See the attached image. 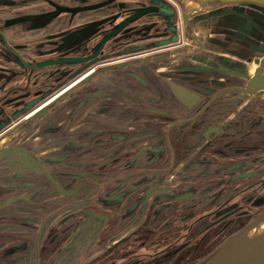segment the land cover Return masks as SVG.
Masks as SVG:
<instances>
[{
  "label": "flooded vegetation",
  "instance_id": "flooded-vegetation-1",
  "mask_svg": "<svg viewBox=\"0 0 264 264\" xmlns=\"http://www.w3.org/2000/svg\"><path fill=\"white\" fill-rule=\"evenodd\" d=\"M57 2L0 26V133L57 101L13 143L44 173L0 189V264H203L264 209V79L249 84L264 34L198 49L197 22L186 32L181 18L180 33L167 0H129L84 23ZM60 21L46 43L28 35ZM188 47L189 58L151 59ZM217 56L235 66L214 67ZM126 61L136 73L117 71L119 89L88 82ZM168 81L198 100L169 101Z\"/></svg>",
  "mask_w": 264,
  "mask_h": 264
},
{
  "label": "water",
  "instance_id": "water-1",
  "mask_svg": "<svg viewBox=\"0 0 264 264\" xmlns=\"http://www.w3.org/2000/svg\"><path fill=\"white\" fill-rule=\"evenodd\" d=\"M170 1L180 4L181 18L186 32H188L187 28L190 26V20H193L197 23H208L210 29L214 26V30L216 29L215 35L221 33H223L221 35L225 33L228 34L225 36L226 42H229L227 43L228 45H231L230 42L234 43V45H245L247 42L256 44L257 41L263 40L261 35L264 34V0H193L198 2L200 6L191 11L185 10L182 0ZM169 5L176 13V9L170 2ZM149 10L150 7L140 9L129 17L125 23L128 24L133 18L141 17ZM219 27L224 28V30H221ZM120 29L113 30L107 37L116 34ZM210 29L209 32L212 31ZM189 35L194 39L190 41L189 45L198 46V49H204L205 45H218L214 40H207L202 35ZM176 39L177 36L170 38L167 42L172 43L175 42ZM195 50L196 49L188 47L186 51H170V56L166 54L163 56L154 55L151 59L157 62L162 60L189 58L191 53ZM217 57V59H214V67L217 66L220 69L226 70L229 67L235 66L233 63H227L226 57ZM130 65H132L131 61L112 65L107 70L95 73L88 82L92 83L94 81L104 80L102 88L107 92L112 88L119 89L122 84L118 82L117 87L115 86L109 89V86L111 87V85L113 86L115 84L117 71L125 73L126 75L128 73L133 74L135 71H133V67L131 68ZM262 79H264V67L256 69L249 84H251L252 87L254 86V89L260 88L264 86H260V81ZM168 83L170 85L168 87L162 88L158 86L163 89L169 101L191 106L198 100V95L192 93L189 89L173 81H168ZM122 89L126 91L125 87ZM128 91V94L131 95V91L129 89ZM132 98L134 99L133 96ZM136 100L140 101V97H137ZM56 103L57 101L52 102L49 106L44 108V110L30 117L27 126L18 128L15 135L21 134L28 129V127L30 128V126L37 124L38 120ZM5 142L6 141L0 144V174L3 173L5 168L8 173L6 176L0 175V189H3L4 186L9 183H19L22 180L31 182L32 185L35 184V175L37 173H44V169L40 166L37 156L21 146H13V142L4 145ZM25 173H27V175H25ZM262 223H264V209L261 210L249 224L240 228L228 238L214 255L203 264H264V226H262Z\"/></svg>",
  "mask_w": 264,
  "mask_h": 264
},
{
  "label": "rangeland",
  "instance_id": "rangeland-1",
  "mask_svg": "<svg viewBox=\"0 0 264 264\" xmlns=\"http://www.w3.org/2000/svg\"><path fill=\"white\" fill-rule=\"evenodd\" d=\"M45 1L49 2L50 0H44V1L43 0H0V26H2L4 22V17L1 18V14L5 11H7L5 17L7 16L8 13H10L11 18L15 20H18L19 15H22L23 13L28 12L27 10H30V9L32 12L27 13V15L24 16V18H26L27 20H30V19L33 20L35 18L40 17V15L43 14L41 10L48 8V4ZM167 1L170 2L176 9L177 29L178 31H180L179 30L181 27L180 4L176 2H174L175 3L174 4L170 0H167ZM127 2H129V0H117V1L115 0H73V1L63 0L57 3L62 4L63 6H68L71 10L73 9L74 10L73 13L79 9H82L83 13L81 17L76 18L75 20L83 19L81 23H84L87 21H91L94 18H100L102 15L111 14L112 12L117 11V5L125 6ZM182 2L186 10H189V8H195V6L188 0H182ZM61 14L63 15L64 13H61ZM71 15H74V14H71ZM60 24L62 25V27L59 26ZM65 25H66L65 22L60 21L58 22V27H48L47 29L43 27V28H40V30L37 29L35 33H31L28 35L34 38L40 37L42 38V41H45L46 43L48 40V36H47L48 34L54 36L55 34L59 33L60 31L59 28L62 30L64 29ZM192 26H193L194 31L198 33V35L204 36L205 39L207 40L210 39L211 33L209 32L210 27L208 23H197V24H193ZM215 30H214V42L217 43L218 45H228L226 43L225 36L221 34L215 35V32H216ZM69 31H72V30L69 29ZM74 42H76L75 38L73 39V43ZM112 65H115V64H112ZM21 123H18L17 126H14L10 128L9 130H6L5 132L4 131L1 132L0 133V144H2L4 141H6L4 145L10 142L22 144L24 143V140L22 139L23 136H26V139L31 136L33 137V135H31V132L34 130V126H30V128L28 127V129L22 132L23 134L21 133V134L15 135L17 133V129L20 128L19 126L21 125Z\"/></svg>",
  "mask_w": 264,
  "mask_h": 264
},
{
  "label": "bare ground",
  "instance_id": "bare-ground-1",
  "mask_svg": "<svg viewBox=\"0 0 264 264\" xmlns=\"http://www.w3.org/2000/svg\"><path fill=\"white\" fill-rule=\"evenodd\" d=\"M188 1L191 2L195 6V8H189V10H187V11H191L192 9H196L200 6V4L196 1H193V0H188ZM184 8H185V6H184ZM185 10H186V8H185Z\"/></svg>",
  "mask_w": 264,
  "mask_h": 264
},
{
  "label": "crops",
  "instance_id": "crops-1",
  "mask_svg": "<svg viewBox=\"0 0 264 264\" xmlns=\"http://www.w3.org/2000/svg\"><path fill=\"white\" fill-rule=\"evenodd\" d=\"M57 1H58V0H57ZM59 1H63V0H59ZM66 1H73V0H66ZM86 5H88V4H86ZM27 11H28L29 13L32 12L31 9H30V10H27ZM6 12H7V11H5V12H3V13L1 14V18H3V17L5 18ZM6 17H7V16H6ZM258 42L260 43V41H258ZM228 43H229V42H228ZM230 43L234 45V43H232V42H230Z\"/></svg>",
  "mask_w": 264,
  "mask_h": 264
},
{
  "label": "built area",
  "instance_id": "built-area-1",
  "mask_svg": "<svg viewBox=\"0 0 264 264\" xmlns=\"http://www.w3.org/2000/svg\"><path fill=\"white\" fill-rule=\"evenodd\" d=\"M180 33H181V28H180Z\"/></svg>",
  "mask_w": 264,
  "mask_h": 264
}]
</instances>
